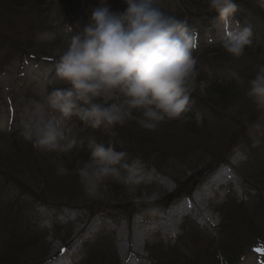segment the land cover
<instances>
[{
	"label": "rangeland",
	"instance_id": "rangeland-1",
	"mask_svg": "<svg viewBox=\"0 0 264 264\" xmlns=\"http://www.w3.org/2000/svg\"><path fill=\"white\" fill-rule=\"evenodd\" d=\"M8 1L0 0V37L9 42L14 40V45L11 46L13 50L8 48L9 44L0 43L3 45H0V200L14 204V200L23 194L25 197L20 201L28 199L33 204L27 201L28 204L25 203L24 206L25 209L28 205L30 207L27 211L32 214L29 216L31 221L18 223L23 227L31 228L34 232L30 235L34 239H30L31 242L21 253L22 257L34 259L30 264H37L45 262L49 257H54L64 246L70 248L76 244L74 250L77 253L80 248L78 244L86 242L81 250L84 255L81 264H87L91 257L94 264H115V262L116 264H149L148 260L153 258L147 251V244L159 241L154 244L156 246H152L161 253L160 264H174V262L198 264L177 253L179 251L173 252L167 246L178 237L180 224L185 222L186 218H179L180 220L175 218V228L173 231L167 230L169 233H166L167 222L165 218L162 219L166 212L164 211L162 215L160 211L163 207H172L180 202L178 199L179 201L167 204L168 196L173 195L172 193L177 189H182L188 182L192 184L191 187L206 183L219 170V163L228 160L235 186H223L218 192L212 190L205 194L203 202H200L202 213L206 217L204 220L202 215L191 216L190 214L187 217V222H193L203 232L202 234L209 237L208 239V237L194 235L198 239L197 250L204 253L200 263L214 264L219 258L213 255V250L224 248L227 243L229 249L225 255L230 264H264V249L259 244L253 246L259 251H255L253 247L246 248L245 251L239 250L236 246V253L231 252L237 241H247L254 235L264 238L263 230L251 232L250 228L243 226L238 231L227 232L228 234L223 232L217 237L214 234L218 228L220 231L222 226L215 207L216 203L221 202L220 197L234 194L238 197L237 185L242 183L240 178L242 174L252 183L256 178H261L262 173L256 169H241L244 167V161L253 158L254 166L264 165V110L258 109L246 95L250 86L249 82L254 78L256 65L264 63V9L257 5L256 0H241L252 3L259 13L256 18L247 14L249 22L245 21L246 24L251 25L252 32L257 33L256 45L247 47L240 58H234L226 53L220 42L198 54L200 65H204V74L199 75L195 65L197 76L190 94L192 99L190 102L195 103L193 111L196 121H187V116L183 113L180 119L162 122L155 131L144 130L133 120L113 129L115 135L110 136L101 132L94 135V138H99L103 141L102 144H106L105 147L112 143L115 151L123 150L134 160L139 158L145 168L148 183L140 185L138 192L130 196L122 184L109 181L106 197L93 200L84 194L78 176L75 174V169L81 166L83 158L88 157L85 151L82 150L84 155L73 158L67 157L70 152L56 158L43 151L45 164L40 165L39 160L25 161L23 158L27 151L20 146L19 142H14L13 138L17 137L22 143L34 148L32 143L25 140L21 134L20 97L42 98L53 88L67 86L63 82L52 79L56 59L53 50L58 46H67L71 36L87 21L91 8L99 5V0H71L75 2L74 9L64 8L57 3L58 0H35L40 3L37 6H30L35 3H31L32 0ZM78 1L84 3V6H79ZM176 1L159 0V3L162 10L173 12V8L177 7ZM24 2L30 5L23 7ZM182 3L186 9L192 5L199 9L189 10V14H186L188 16L194 14L196 17L209 11L207 0H194V2L179 0V4ZM107 4L114 12H122L126 8L123 0H107ZM76 7H81L79 8L81 11H76ZM37 11L42 13V16H36ZM193 21L198 27L203 28L200 26L202 20L193 19ZM39 22L43 24L41 25L43 30L39 28ZM208 27H211V31L212 28L217 30L215 37H222V25L219 21L211 22ZM55 36L60 40L54 42ZM212 40L216 42L218 38ZM25 49L26 54H36L37 58L33 62H26L24 60L28 59H20L18 55H15L19 50ZM42 59H50L54 62L47 64L42 62ZM209 64L216 67L212 73L208 72L211 71L206 66ZM215 76L221 80L225 78L224 82L228 81L233 91L224 96L215 94L210 88L216 82ZM221 80L217 81L220 85L223 84ZM76 120L73 117L67 122V128L69 135L77 140L74 149L80 150L79 139L85 137L84 133L86 135L89 133L81 126L82 122L78 123L79 121ZM246 144L248 153L244 148ZM126 158L130 160L129 155ZM61 163L69 169L67 175L57 173V166ZM224 180H226L225 176ZM153 191L159 194L158 199L153 205H148L144 202L145 194H151ZM215 194L218 198L212 201ZM42 201L49 205L59 204L60 207H68L54 209L47 215L42 207L36 210L38 212H34L35 204ZM132 204H136L141 209L133 213V210L127 206ZM81 206L85 208L89 206L93 214L90 211H81ZM69 207H80V210L74 211L68 209ZM150 207L157 209L155 214L145 211ZM238 209L234 206L230 210L232 217L238 214ZM96 215L106 218L99 228V234L107 241L113 239L114 255L104 250V245L101 244L102 238L97 239L95 236V232L99 230H97L98 225L95 230L94 227L87 229L89 226H96L98 221ZM254 215L256 213L253 211L248 216L252 218ZM4 216L5 214L0 213V218ZM16 216L18 214L12 211L6 218L7 223L14 222ZM44 216L57 217L55 230H53L52 221L46 220ZM93 216L95 218H92ZM36 217H41V221H37ZM236 219L239 221V216ZM140 231L143 232V240L138 243L137 234ZM185 247L190 251L187 246ZM24 253L26 255H23ZM169 254L172 255L169 256ZM15 256L0 251V257L10 259L16 258ZM40 257H43L41 261ZM68 258L64 260L67 262Z\"/></svg>",
	"mask_w": 264,
	"mask_h": 264
},
{
	"label": "clouds",
	"instance_id": "clouds-1",
	"mask_svg": "<svg viewBox=\"0 0 264 264\" xmlns=\"http://www.w3.org/2000/svg\"><path fill=\"white\" fill-rule=\"evenodd\" d=\"M126 8L114 12L107 0L91 8L87 22L75 31L67 46L53 50L52 79L56 87L42 98L20 97V127L24 139L37 150L64 155L77 140L69 135L67 122L73 117L93 130L115 135L113 129L128 121L155 131L165 121L180 119L189 110L190 94L197 72L193 50L198 33L187 21L162 10L156 0H123ZM210 11L222 25L221 47L234 58L244 55L252 43L251 25L233 19L237 0H207ZM264 9V0H256ZM246 92L258 109L264 110V63L255 67ZM89 156L75 169L84 194L104 199L109 181L122 184L130 196L147 182L139 159L115 151L90 139ZM59 175H67L62 163ZM153 191L145 203L158 199ZM155 214L157 209L145 210Z\"/></svg>",
	"mask_w": 264,
	"mask_h": 264
},
{
	"label": "trees",
	"instance_id": "trees-1",
	"mask_svg": "<svg viewBox=\"0 0 264 264\" xmlns=\"http://www.w3.org/2000/svg\"><path fill=\"white\" fill-rule=\"evenodd\" d=\"M190 1L194 2V0H190ZM237 1L241 2L247 9H250L254 13H257V15L259 14L256 11L257 8L252 3L248 2V1H241V0H237ZM58 3L61 6L63 5L64 8L65 7L66 8L67 7H70L72 9H74V7L76 6L75 5V2H72L71 0H58ZM176 3H177L176 4L177 7L176 8H173L174 9L173 12H169V11L168 12L176 15L180 19H185L188 16L186 14H189V12L191 10H193V11L199 10V9H196L195 7H193V5L190 6L189 9L188 8L186 9L183 6L184 5L183 3L182 4H179V0H177ZM78 5L82 7V6H84V3H82L81 1H78ZM81 7H76L75 8L76 11H81V9H79ZM159 7H160V5H159ZM204 13H208V12L205 11ZM86 22L87 21H85V23ZM252 37H254V39H252V42L255 43V40H257V33L256 32H253ZM11 45H14V44H11ZM49 49L51 50V48H49ZM203 67H204L203 64L201 66L199 64H197V68H198V71H199L198 74L199 75L204 73ZM224 79L221 80L220 78H217L215 76V81L216 82H214V84L210 86V88L214 91L215 94L217 93L219 95L224 96V95L230 94L233 91V89H231V87H232L231 84L228 81L227 82H224L225 81ZM219 80H221L220 82L221 83L223 82V84L220 85L219 82H217ZM214 97H216V96H214ZM191 100L192 99H190V101ZM217 101H220V100H217ZM209 105L211 106L210 103H209ZM194 106H195V103L190 102L189 110L187 111L190 119H193L195 117L194 111H193L194 110ZM81 125L84 126V128H86L88 130L87 132L89 134L86 135L84 133L85 137H83L82 139H79V144H80L81 148L87 152V155H88V153H89V147H88L89 140L92 139V140H95L97 143H101L102 144L103 141H100L99 138H94V135L98 134L99 132H101V133L104 134V132L102 130H99V129L93 130L92 128L87 127V126H85L83 124H81ZM179 127H181V126H179ZM187 130H189V128ZM13 141L14 142H19L20 143V146L27 151L26 152L27 154H26L25 158H23L25 161L34 162V161H38L39 160L40 165L45 164V161H44L45 158H43L45 154H42L43 151H40V150L38 151L37 149L32 148L31 145H27L24 142L22 143L17 137H14L13 138ZM104 145H106V144H104ZM247 147H248V145L246 144V146L244 148L246 149V151L248 153ZM47 153H48V155H53L56 158L57 157L58 158L61 157V155H58L56 153H52V152H47ZM73 153H75V154H73ZM82 154H83V151L82 150H76V149L73 150L72 149V151L69 153V155L67 157H70V158L72 157L73 158V157L78 156V155H81L82 156ZM87 158L88 157L86 156L83 159L86 160ZM248 161L249 162L247 164H245L244 167L241 168V169H244V168L250 169L251 168V169H256L258 172L262 173V175L260 174V177L261 178H256V180L254 182L255 184L252 183L251 181H249L246 178V176H244L242 174V178H243L242 180H244L245 183H249V184L253 185L254 188H255V190L257 191V199H256L257 200V203H256V205L253 206L254 209H252V212L253 211L254 212L255 211H259L260 212L262 210L261 209L262 205L264 207V166L262 165L261 166L262 168L260 166H254L253 165V161H254L253 158H250ZM5 179L9 180L8 178H5ZM191 186H192V184H190V182H188V183H186V186H184L182 189H177L175 191V193H173V195L168 196V202L167 203L169 204V202H171V200L173 201L174 199H176L178 197L188 195ZM2 201L0 200V204L1 205H4L5 207H7L6 209H8V212H10V213L15 210L14 212H16V213L19 212V213H17L19 215L20 212L22 213V211H25V208H24L25 203L24 202H20L19 197L14 200V204H8L7 202L4 203V201L3 202ZM127 206L130 207V209H134V208L137 209L136 208L137 207L136 204L127 205ZM81 207L85 208L84 206H81ZM233 207H230V208L226 207V208H224L222 210H217V212H218V214L220 216L221 225H222L221 226V229H220V234L223 233V232L226 233V234H228L227 232H229L230 230L232 232H234L235 226H232V224H233L232 223V220H233V218H237L238 216H239L240 220L239 221H237V220L235 221L236 222V229L239 230L241 227L245 226V227L250 228V230L252 232L251 226H253V223L255 221H253L252 219H250L251 223L250 224H247L246 222H244L243 219H241L242 217L244 218V217H246L249 214L248 213V210L250 208V205L249 204H247V205H239L238 214H236L235 217H232L231 216L232 213L230 212V210ZM228 213H229L230 216L228 215ZM229 217H231V218H229ZM1 224L2 225L0 226V240H1L0 241V243H1L0 244V251L2 253H4V254H7V255L9 254L10 256L11 255H13V256L16 255L15 256L16 258L13 257V258L7 259L5 257H0V264H30V263H32V261L34 259L29 260V258H24V256L22 257V254H21L27 248V246L29 245V242H31L30 239L32 237H30V235L26 234V233H28L27 231H25V232L21 231L19 233V231L17 229H15V228H14V231L12 233L11 229H9L7 225H5L3 223H1ZM7 232L10 233V234H7ZM189 234H190L189 232H186L184 230L183 234H181L182 236L179 237L180 247L183 250H186V252H188V251H187V248L185 246H187L189 249H191L193 247L192 246V242L194 243L195 242L194 240L196 238L194 235H191V237L189 239ZM32 239H34V238H32ZM248 239H250V238H248ZM225 244L226 245H225L224 248H222L221 250H219L218 252H216V254L222 253V255H219L218 256V257H222L221 260H223L224 257H225V260H228L227 256H224V255H225L226 251L229 249V245L227 243H225ZM104 248H105L104 250H106L107 252H110L111 255L112 254L114 255V250H113V247H112V243H108V245H104ZM147 251H148V253H150L151 258H153L152 259L153 264H160V262H161L160 255H161V253L157 249H152V250L148 249ZM231 252L235 254L236 253V249L233 248L231 250ZM177 253H179V252H177ZM17 254H20V255H17ZM23 255H26V254L24 253ZM190 255H192V254H190ZM169 256H171V255L169 254ZM41 258L43 259V257H40V259H39L40 261L42 260ZM116 263L117 262H115V264ZM227 263L229 264V260L227 261ZM174 264H177V263L174 262Z\"/></svg>",
	"mask_w": 264,
	"mask_h": 264
},
{
	"label": "bare ground",
	"instance_id": "bare-ground-1",
	"mask_svg": "<svg viewBox=\"0 0 264 264\" xmlns=\"http://www.w3.org/2000/svg\"><path fill=\"white\" fill-rule=\"evenodd\" d=\"M222 180H224V175L217 174V176L211 178L207 183L203 184V187L200 190L193 192V194L191 195V198H190V202L187 201L185 203H181L179 205L177 204L176 206H174L169 211V213H167L164 217H162V219L165 218L166 222H167L166 231L167 230L173 231V229L175 228V225H174L175 220L174 219L179 218V215H181L183 213H188V214H191L192 216L202 215L203 220H204L206 217H204V214L202 213L203 211L200 207V202L201 201L203 202V198H204L205 194L207 192H209L210 189H213L214 186L219 185L220 182H222ZM76 232H77V230H76ZM76 232H75V234H76ZM138 234H137L138 243H141V241L143 240V237H142L143 232L140 231Z\"/></svg>",
	"mask_w": 264,
	"mask_h": 264
}]
</instances>
